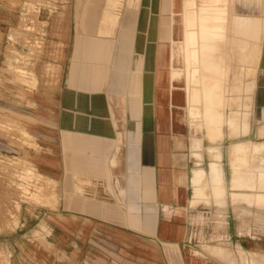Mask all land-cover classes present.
Wrapping results in <instances>:
<instances>
[{"label":"crops","instance_id":"0c3cea01","mask_svg":"<svg viewBox=\"0 0 264 264\" xmlns=\"http://www.w3.org/2000/svg\"><path fill=\"white\" fill-rule=\"evenodd\" d=\"M188 1L197 17L201 9H224L228 19H262L256 66L252 41L231 29L226 36L244 45L220 43L213 56L227 71L219 84L239 86L240 93L223 96L236 103L226 114L248 116L245 136L230 137L224 126L222 139L211 143L197 130L183 45ZM128 2L121 10V17L132 18L127 50L121 25L111 36L82 30L84 1L52 0V10L36 4L42 49L32 59L37 82L24 90L29 105L23 106L34 121L28 127L35 147L28 153L54 184V202L37 226L44 223L46 236L22 234L10 264H219L192 253L217 234L212 221L219 214L224 240L264 253V234L253 237L252 226L236 218L259 210L231 201V193H250L232 187L233 147L264 140L257 135L264 124V0H131L133 9ZM22 6V0H0V66ZM252 67L254 75L246 72ZM210 165L219 174L215 196L226 190L221 204L209 189ZM197 169L205 172L200 185L208 188L201 199L195 197ZM199 214L202 226L194 223Z\"/></svg>","mask_w":264,"mask_h":264},{"label":"rangeland","instance_id":"374dc122","mask_svg":"<svg viewBox=\"0 0 264 264\" xmlns=\"http://www.w3.org/2000/svg\"><path fill=\"white\" fill-rule=\"evenodd\" d=\"M81 1L82 3L84 1L82 4V16L84 17H82V19L86 21L82 26V30L93 32L97 36H111L114 34L115 29L121 25L120 39L122 40V44L126 50L130 48L132 40V18H130V16L127 17V15L121 17L124 0ZM252 1L257 4L260 0ZM51 2L52 0H22V3H24V6L22 7L24 9L22 10V15L20 16V22L18 27L11 30L9 34L10 41L8 40V45L5 50V62L2 66H0V264H10V257L13 252V248L16 246L18 247L21 235L26 233L28 230L32 233L33 239L40 240L46 236L47 231L44 223L41 224L42 227L40 229L37 226H39L38 224L43 218L40 216L41 212L43 210L51 209L53 207L52 203L54 202V184L50 179L44 177L36 170V167L32 164L28 153L29 149H34L35 147L34 138L28 127L31 123H34V121L30 119L28 114L25 112L27 108L23 106L24 104L29 105V102L25 100L23 94L24 90H31L37 82L35 75L32 73L31 62L37 59L38 53L41 52L42 49L44 24L38 21V9H36V7L41 5L44 8H51L52 10L50 5ZM128 3L130 5L128 8L133 9L134 4L131 0H129ZM36 4L38 5L36 6ZM189 4L190 3L188 1V4L185 6V28L197 29L198 26V30L194 33V36H197L198 44L200 46L199 40L202 33H200L201 27L199 26L205 24L206 19L204 20L202 16L208 15V12L205 9H201L200 16H194L190 10L192 6L190 7ZM224 12L227 13L226 10ZM90 13H92L93 16ZM209 14L212 13L209 12ZM90 15L91 18L89 17ZM222 17L221 18L224 19V16ZM230 17L231 16H229V18ZM109 18H111L114 22ZM225 18L228 19V15L226 16L225 14ZM89 19L91 22H89ZM92 19H94L96 23ZM215 20L216 15L211 23L213 24ZM115 22L117 24H115ZM238 22L240 23V26L244 25L243 30L241 28L242 26L240 27L239 25H237L236 29H233V27L230 29H232V31L236 34L240 33V35H244L243 40L246 35L247 39L252 41L251 49L253 54L251 60L253 62L252 65L256 66L255 63L258 57L259 47L258 43L260 42L261 30L263 28L262 19L257 17H246L245 20L241 18V21L238 20L237 23ZM230 24L233 23L230 22ZM221 25L224 27L226 22L221 23ZM105 26L110 29L108 28L109 30H107ZM100 29L104 32L100 33ZM227 31H229V29ZM105 32L107 33L104 34ZM226 32L224 29L222 44H236L238 46L244 45L243 40L241 41V39L238 40L230 38L226 36ZM185 39L183 44L184 48L186 46ZM94 45L95 44L93 43V46ZM188 49V47L185 48L187 57L190 56L189 52L192 51L191 49ZM198 52L200 53V49H198ZM191 66L193 65L191 64ZM187 68V77L189 81L191 84L194 83L197 86L191 85L189 91V102L192 109L191 115H194L193 118L197 121V130L204 131L206 136L207 130L201 127L200 114L198 112L199 109L196 108L197 103L202 102V98L200 99V97H203L198 93V85L200 83L199 77L201 72L198 71L199 74L196 73L198 68L195 69V67ZM252 71L254 73H252ZM246 72L254 75L256 73V69L255 67H252V69H248ZM191 73H193V76ZM226 73L227 71H221L220 69L219 77L225 76ZM189 75L192 77L189 78ZM195 80H199L197 84L195 83ZM204 82L203 77L201 84L203 85ZM207 85H209L214 92L212 95L213 101L215 100L216 102L217 98L221 99L218 105L219 107L217 108L218 115L221 113L222 116L225 115L223 116V119L221 118V115L218 120L217 118H214V127L218 128L219 131L217 136L223 137L224 126L227 128L229 127L228 132L230 137H235V133L231 130L232 127L236 128L235 124L237 127L244 125L246 129L249 130L248 116L242 114L240 111H231L229 115L225 112L226 108H231L236 103L234 98L224 97L223 94L226 95L233 92L240 93L239 86H234L232 88L228 86L224 87L219 84V79L208 81ZM216 90L219 91L217 92ZM195 92L196 100L195 97H191V94L193 93L195 95ZM228 98L230 100H228ZM244 118L247 120L245 124L243 122ZM220 131L222 135H219ZM222 137H215V140L211 141V136H206L207 139L209 138L208 140L211 143L220 141ZM261 138H264V136ZM245 146V152L248 154H250V152H255L257 147H262L260 151L264 154V140L260 143L245 142ZM209 149H213V147H210ZM196 157L199 156L196 155ZM252 166H254L253 163ZM201 172L205 173L202 169L195 170L194 176H198ZM206 190L207 189H205V192ZM225 192L226 190H224L221 195L217 197L214 196V199L218 204L222 203L221 200ZM238 194H240V192ZM242 195L243 194H240V196ZM236 199L237 196L235 198V196L231 193L232 203H244L248 206L255 207L256 210L264 211V208L261 209L255 204L256 198L252 199L253 201L249 199L246 200L243 197H240V199L238 198L237 200ZM249 201H252L255 205H253L252 202V204L249 203ZM259 211H257V213L241 212L236 215V218L239 219L241 224L252 226L254 229V231H252L253 237H256V233L259 235L264 234V215L259 213ZM194 223L202 226L206 223V220L201 217V214H199L194 217ZM224 225V215H216L212 221V226L215 229V234H217L199 244L198 247L192 251V253L202 257L210 256L219 261V264H264L263 252L234 247L229 243V241L224 240V237L219 235L220 233H223L222 230H224ZM249 232L247 231L242 233L246 234Z\"/></svg>","mask_w":264,"mask_h":264},{"label":"bare ground","instance_id":"6f19581e","mask_svg":"<svg viewBox=\"0 0 264 264\" xmlns=\"http://www.w3.org/2000/svg\"><path fill=\"white\" fill-rule=\"evenodd\" d=\"M224 11H225L224 9L218 10L216 12H210L212 14L208 13V15L202 16L203 19L204 20L206 19V20H205V24H203L202 26L201 25L199 26V27H201L200 33H202L200 36V40H199L200 46L198 44L197 36L196 37L194 36V33H196V31L198 30V26H197V29H186V32L184 31L185 32V38H186L185 39V43H186L185 48L188 47L189 48L188 50H190V49L192 50L189 52L190 56H188V57L186 56L187 57L186 61L188 64L187 67H190V68L195 67V69L198 68L199 70L197 69V72H196L198 74H199L198 71L201 72L200 77H199L200 83L198 85V87H199L198 93L203 97H200V99L202 98V100H201L202 102H198L197 107L196 106H194V107L199 109L198 112L200 114V125L202 128H205L207 130L206 136L207 137L211 136V139H210L211 141H214L215 137H217V138L222 137V136H217L219 131H218V128L214 127V118H217V120H218V119H220V115L222 114L221 113L220 115H218V112H217V108L219 107L218 105H219L221 99L217 98L216 102H215V100L213 101L212 95L214 92H213L212 88L209 85H207L208 81L215 80L220 76L221 66L218 63H214L213 56H214L215 52H217L219 44L222 43V39H223L222 37L224 34L223 30L225 29V32H226L228 29L230 30V28H232V27H233V29H236L237 25L240 26V23L239 22L237 23V21L238 20L241 21V18L244 20L246 18V17L234 16L235 18L230 17L229 19H227V18H225V14H226V16L228 14L225 13ZM223 13H225V14H223ZM90 14H92V13H90ZM215 15H216V20L212 24L211 21H213V18H215ZM92 16H93V14H92ZM222 16H224V19H222L223 18ZM89 17L91 18V15ZM105 19H107V18H105ZM109 19H111V18H109ZM92 20L94 21V19H92ZM102 21H103V19H102ZM111 21H113V20L111 19ZM222 21L226 22V25L224 27H222V25H221V23H223ZM89 22H91L90 19H89ZM94 22L96 23V21H94ZM116 22H115V24H117ZM230 22L233 24H230ZM108 25H106V26H108ZM241 26L240 27L243 30L244 25H241ZM106 28H107V30L110 29L109 27H106ZM250 29H251V26H250ZM128 30H130V29H128ZM100 31H101V29H100ZM103 32L104 31H101L100 33H103ZM106 33L107 32H105L104 34H106ZM242 36H244V35H242ZM198 49H200V53L198 52ZM191 64L193 66H191ZM252 73H254V72L252 71ZM191 74L193 76V73H191ZM194 74H195V72H194ZM189 76H190L189 78L192 77L191 75H189ZM203 77H204L205 82L202 85L201 82L203 81ZM193 81H192V83H193ZM198 81H196L195 83L197 84ZM192 85L196 86L194 83ZM216 91L218 92L219 90H216ZM191 97H195V100H196V92H195V95L192 93ZM215 114H216V116H215ZM193 116L194 115H192V117ZM223 116H225V115H223ZM223 116L221 117L222 119L224 118ZM197 117H198V115H197ZM227 120H228V118H227ZM243 122H244V124H245V122H247L246 118H244ZM198 124H199V122H198ZM235 127L236 128L232 127L231 130L233 131V133H235L236 137H240L242 135L245 136L248 133V129H246V127L244 125H240L239 127H237V125L235 124ZM257 131H258L257 135L259 137L264 136V126L263 125L260 126ZM219 135H222L221 131H220ZM261 148L262 147H257L256 148L257 150L255 152H253V153L250 152V154H248L247 152H245L246 146H245L244 142L236 144L233 147V153H234L233 155H234V160H235L233 167H234V171L236 174L234 175V178L232 179V187H233V189H236L237 191L242 189V188L249 189L250 193H248L247 195L243 194L242 196H240V194H238L239 192H237L236 194H234L235 198H236V196H237V199L238 198L240 199V197H243L246 200L247 199L252 200V199L256 198L255 204L257 205V207L263 209L264 208V165H263L264 154H263V152L260 151ZM252 163L254 164V166H252ZM255 163H257V164H255ZM242 171L244 172L243 173L244 177L240 176V172H242ZM209 178H210V182L212 181L211 186L209 185V189H211L213 196H215L217 191L219 190V188L217 190V186H218L217 180H219V174L215 170V168L212 167L211 165H210V177ZM204 179H205V173H203V172H201L198 176L194 177V182L196 183L195 187H196V191H197L196 195H195L196 199H201L204 196H206L205 189H208V188L202 187L200 185L204 181ZM238 196H240V197H238ZM252 201H249V203H251ZM245 202H247V201H245ZM255 204L253 203V205H255Z\"/></svg>","mask_w":264,"mask_h":264}]
</instances>
